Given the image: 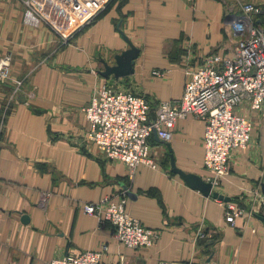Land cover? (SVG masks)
Returning <instances> with one entry per match:
<instances>
[{
	"label": "crops",
	"instance_id": "crops-1",
	"mask_svg": "<svg viewBox=\"0 0 264 264\" xmlns=\"http://www.w3.org/2000/svg\"><path fill=\"white\" fill-rule=\"evenodd\" d=\"M246 1L261 7L256 21L264 26V0H109L84 14L64 41L22 0H0V56L11 55L10 71L23 80V91L11 99L9 85L0 83V264H48L101 246L100 264H264V211L254 202L264 196V106L235 109L252 129L212 186L225 200L173 171L208 180L201 119H178L167 141L152 132L156 167L139 164L129 179L125 163L106 159L85 138L89 121L81 110L104 83L144 96L150 116L158 100H177L186 69L210 54L232 53L238 35L229 23ZM123 36L139 49L134 70L103 76L102 60L114 63L113 55L128 47ZM103 196L124 198L125 210L158 232L155 241L127 246L109 222L82 211L81 203ZM218 200L240 209L233 223Z\"/></svg>",
	"mask_w": 264,
	"mask_h": 264
},
{
	"label": "built area",
	"instance_id": "built-area-1",
	"mask_svg": "<svg viewBox=\"0 0 264 264\" xmlns=\"http://www.w3.org/2000/svg\"><path fill=\"white\" fill-rule=\"evenodd\" d=\"M109 0H69V8L54 0H22L33 17L46 23L64 41L75 26L69 22L73 9L74 20L86 18L103 9ZM241 14L229 23L238 35L230 55H208L203 64L185 70L182 93L177 100H158L150 116V102L142 95L116 90L103 84L81 110L89 121L85 138L108 160L125 163L128 178L137 165L155 168L150 155L148 136L155 132L162 140L171 137V129L178 119L187 115L203 121V166L212 186L220 182L228 162L236 150L246 147L252 129L247 115L235 109L247 105L251 110L264 106V26L256 21L261 7L253 2L239 3ZM80 10L75 17L74 10ZM78 21V22H79ZM11 55L0 56V83L9 85V99L23 91V80L10 71ZM163 76V71H156ZM30 89L24 97L30 98ZM24 103L27 101L24 99ZM224 208L225 220L233 223L240 209L218 200ZM264 211V196L257 194L254 201ZM125 199L113 200L103 196L96 201L81 203L82 211L94 215L100 222L113 226V237L130 247L150 246L158 232L145 227L124 208ZM105 246L83 250L77 254L54 257L48 264H100ZM157 264H187L176 260H160Z\"/></svg>",
	"mask_w": 264,
	"mask_h": 264
},
{
	"label": "water",
	"instance_id": "water-1",
	"mask_svg": "<svg viewBox=\"0 0 264 264\" xmlns=\"http://www.w3.org/2000/svg\"><path fill=\"white\" fill-rule=\"evenodd\" d=\"M125 39L127 40L128 47L122 50L120 53H116L115 55H113L114 63H108L107 61L102 60L103 69L99 72L103 76L112 74L115 77H119L128 75L133 72L134 59L137 57L139 49L129 39H127L126 37ZM173 171L178 173L189 186L198 189L204 195H211L212 197L218 199H226L223 197L222 194L218 193L216 190H212L211 181L204 180L196 174L184 172L183 170L177 167H174ZM262 190L264 192V185H262Z\"/></svg>",
	"mask_w": 264,
	"mask_h": 264
},
{
	"label": "rangeland",
	"instance_id": "rangeland-1",
	"mask_svg": "<svg viewBox=\"0 0 264 264\" xmlns=\"http://www.w3.org/2000/svg\"><path fill=\"white\" fill-rule=\"evenodd\" d=\"M65 7H68L66 4L64 5ZM73 9H75V7H73L72 9L70 8V10L68 11V9H66V11L67 12H69L70 13V18H69V22L71 23L72 21H74V25L76 26L77 24H78V21L79 20H74V18H73V15H72V11H73ZM80 10H74V15H75V17H78V18H80L79 16H76V14L79 12ZM57 32V31H56ZM72 33V32H71Z\"/></svg>",
	"mask_w": 264,
	"mask_h": 264
}]
</instances>
